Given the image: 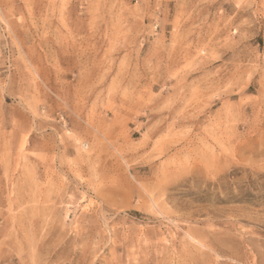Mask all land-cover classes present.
<instances>
[{
  "label": "rangeland",
  "instance_id": "374dc122",
  "mask_svg": "<svg viewBox=\"0 0 264 264\" xmlns=\"http://www.w3.org/2000/svg\"><path fill=\"white\" fill-rule=\"evenodd\" d=\"M0 264H264V0H0Z\"/></svg>",
  "mask_w": 264,
  "mask_h": 264
}]
</instances>
